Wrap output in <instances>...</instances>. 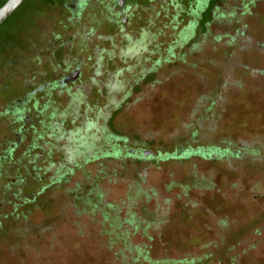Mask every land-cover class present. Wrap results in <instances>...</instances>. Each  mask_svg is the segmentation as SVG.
<instances>
[{"label":"rangeland","instance_id":"1","mask_svg":"<svg viewBox=\"0 0 264 264\" xmlns=\"http://www.w3.org/2000/svg\"><path fill=\"white\" fill-rule=\"evenodd\" d=\"M117 1L79 18L25 8L22 58L0 68V264H132L76 208L78 186L134 215L126 245L153 260L264 264V0H135L125 14ZM108 132L150 156L84 162ZM196 147L245 155L159 159Z\"/></svg>","mask_w":264,"mask_h":264},{"label":"trees","instance_id":"2","mask_svg":"<svg viewBox=\"0 0 264 264\" xmlns=\"http://www.w3.org/2000/svg\"><path fill=\"white\" fill-rule=\"evenodd\" d=\"M7 0H0V8L6 3ZM91 0H25L17 9L14 11L1 25H0V55L2 57V64L1 67H9L14 60H19L22 56H19L21 52L24 50V46L22 40H20V35L24 29V22L26 21V10L25 8H29L30 6H34L36 9L31 16V20H35L34 16L37 11L39 10H49L54 7L59 6L60 12L67 11L70 17H78V14H81L84 9H81L82 6H87L91 2ZM135 1V0H134ZM134 1L130 2L133 4ZM210 2V0H209ZM180 3V7L183 6ZM209 6V4H208ZM207 6V8H208ZM33 8V7H32ZM31 8V9H32ZM183 10V9H182ZM181 13H183L181 11ZM203 15V14H202ZM178 17V16H176ZM175 17V18H176ZM174 18V19H175ZM207 21V20H206ZM35 23V22H34ZM204 25L202 18H199L198 25ZM28 42V41H27ZM26 42V43H27ZM32 44V43H31ZM23 47V48H21ZM31 49V48H30ZM26 52V51H25ZM11 54L10 59H6L5 55ZM25 55V53H24ZM192 134H195L194 132ZM105 146L102 149L98 150L97 153H94L91 157H85L84 162H111L112 160L116 159L121 162L122 165L127 161L137 158H142L143 155H137L134 151H127L126 148L122 145V143L126 142L125 138L120 137L117 134L109 133L105 137ZM192 155H198L204 159H239L244 156V152H233L227 148H223L222 150L217 148H179V151H175L172 154H165L163 156H159L160 160H167V159H179V158H186ZM66 174L61 175L58 177L53 183L50 185H58L65 181L64 177ZM138 182L142 181V178L136 174ZM33 181H36L35 178H31ZM49 185V186H50ZM48 186V187H49ZM47 187V186H46ZM94 188L90 189L88 194H90V198L88 200H84V195H82L81 187L78 186L76 190L73 191L74 193V204L76 208H82L85 213H88L90 217H97L99 214L101 215L102 219V229L103 235H106L108 238V243L110 246H120L116 250H114V255L116 259H120L124 262L130 261L132 264L137 263H144V264H202V258L197 259H184V260H153L150 257V253L147 248H136L131 249L130 245H126V241L129 240L131 237H134L135 234L138 232V226H136V219H134V215H130L129 218H120L118 213L121 210L119 206H115L114 204H107L105 206L100 197L95 196ZM142 190L137 187L136 195L141 193ZM147 196V195H146ZM135 201L133 198L130 199L129 206H132ZM34 200H24L22 203L17 204L14 208V213H12L11 218L15 221L18 219L19 215L23 212H28L30 207H33ZM148 215V214H146ZM23 216V215H22ZM150 217V218H149ZM153 217V216H152ZM151 216H147L146 222H151ZM122 225H131L135 226L133 231L131 229H120ZM4 231L3 226L0 223V237L2 232ZM144 237L149 239V236L145 233L143 234ZM120 243V245H119ZM136 253L134 254V252ZM209 256H205L203 259L207 260ZM232 264V261H230Z\"/></svg>","mask_w":264,"mask_h":264},{"label":"water","instance_id":"3","mask_svg":"<svg viewBox=\"0 0 264 264\" xmlns=\"http://www.w3.org/2000/svg\"><path fill=\"white\" fill-rule=\"evenodd\" d=\"M25 0H7L6 3L0 8V25L14 12ZM134 0H118L115 8L123 11L127 6L131 5L130 2ZM144 157L150 156L149 152L142 154Z\"/></svg>","mask_w":264,"mask_h":264},{"label":"flooded vegetation","instance_id":"4","mask_svg":"<svg viewBox=\"0 0 264 264\" xmlns=\"http://www.w3.org/2000/svg\"><path fill=\"white\" fill-rule=\"evenodd\" d=\"M124 10L122 12L121 11L120 12L123 13V14H125V11ZM122 20H124V19H122ZM79 77H80V75L77 72V70H74L73 72H70L69 73L68 77H65L62 80H58V81H55L54 80L53 83H51V84L48 83L47 86L43 84L44 86H41V87H44V88L49 87L51 90L61 89V88L65 87V86L73 85V83L75 82V80H77ZM28 84H29V82H28ZM28 84H26V85H28ZM25 87H23V88H25ZM27 88H30V86H27ZM10 151H12V150L10 149Z\"/></svg>","mask_w":264,"mask_h":264}]
</instances>
